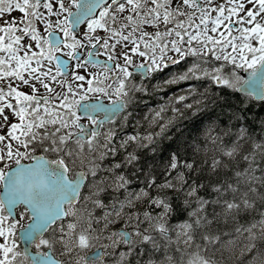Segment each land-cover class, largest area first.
Returning <instances> with one entry per match:
<instances>
[{
    "label": "snow or ice",
    "instance_id": "1",
    "mask_svg": "<svg viewBox=\"0 0 264 264\" xmlns=\"http://www.w3.org/2000/svg\"><path fill=\"white\" fill-rule=\"evenodd\" d=\"M0 264H264V0H0Z\"/></svg>",
    "mask_w": 264,
    "mask_h": 264
},
{
    "label": "rangeland",
    "instance_id": "2",
    "mask_svg": "<svg viewBox=\"0 0 264 264\" xmlns=\"http://www.w3.org/2000/svg\"><path fill=\"white\" fill-rule=\"evenodd\" d=\"M16 14H17V13H15V12L13 13V15H16Z\"/></svg>",
    "mask_w": 264,
    "mask_h": 264
},
{
    "label": "water",
    "instance_id": "3",
    "mask_svg": "<svg viewBox=\"0 0 264 264\" xmlns=\"http://www.w3.org/2000/svg\"><path fill=\"white\" fill-rule=\"evenodd\" d=\"M243 74H245V75H246V73H243Z\"/></svg>",
    "mask_w": 264,
    "mask_h": 264
}]
</instances>
